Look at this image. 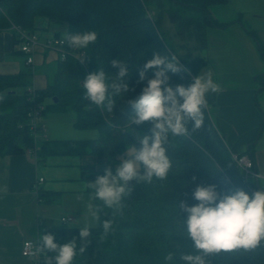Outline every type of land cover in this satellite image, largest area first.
Returning a JSON list of instances; mask_svg holds the SVG:
<instances>
[{
  "label": "trees",
  "instance_id": "trees-1",
  "mask_svg": "<svg viewBox=\"0 0 264 264\" xmlns=\"http://www.w3.org/2000/svg\"><path fill=\"white\" fill-rule=\"evenodd\" d=\"M145 0H0V31L10 30L17 42L18 36L12 26L26 32H33L36 16H43L51 22L62 23L68 33L95 31L97 40L86 49L73 50L64 37V48L69 53L65 60H58L51 79L42 90L32 88V71L25 69L14 75H0V156L23 154L34 148L33 137L27 126V114L36 104H43L44 98L52 100L54 112L72 111L74 127L93 128L98 137L86 140H39L35 159L39 162L49 155H75L91 158L101 157L106 167L118 164L126 154L128 143L137 148L141 139L151 135V123L128 125L131 110L127 99H134L146 86V80L139 82V70L153 54L160 52L171 55L157 28V20L144 4ZM162 6L161 0H154ZM178 6L196 9L197 19L185 18L175 9L168 13L179 28V33L192 29L199 46L206 45L208 27H223L227 24L212 17L209 6L225 4L226 0H168ZM260 54L264 56L262 48ZM118 59L129 66V93L124 102L117 98L112 112L94 105L88 106L82 87L83 79L90 73L103 68L110 77L118 72L111 61ZM181 71L170 73V84L188 87L192 78L203 67V60L191 56L178 58ZM153 76L149 70L147 77ZM22 88L19 93L17 89ZM56 102H53V99ZM45 114V107L43 115ZM204 123L196 131L189 124V135L171 137L167 154L172 161V169L166 180L154 179L152 183L133 182V191L122 201L123 207L113 212L102 202L93 203L99 210L100 221L91 228L86 251L78 254L73 264H92L97 257L102 264H184L183 254H195L193 242L186 237V231L179 217L177 203L186 201L189 206L198 203L193 192L198 184L216 185L221 194H231L251 189L260 190L257 178L244 180L242 170L232 159V154L248 155L253 162V142L242 153L227 148L215 130L209 113L204 109ZM128 131H125V130ZM254 168V164H253ZM115 174V167L112 168ZM81 177L85 183L93 182L105 170H97L94 165L82 166ZM90 194L93 190L87 189ZM182 219L187 214L180 210ZM112 220L114 231L101 242L102 221ZM78 227L66 224L45 228L38 234L51 233L59 245L73 237H78ZM78 239V238H77ZM79 244V239H78ZM173 253L172 261H166L168 253ZM47 260L54 253H39ZM211 264H264V246L249 252L237 251L209 257Z\"/></svg>",
  "mask_w": 264,
  "mask_h": 264
},
{
  "label": "crops",
  "instance_id": "crops-1",
  "mask_svg": "<svg viewBox=\"0 0 264 264\" xmlns=\"http://www.w3.org/2000/svg\"><path fill=\"white\" fill-rule=\"evenodd\" d=\"M209 11L218 22L227 25L208 27L206 45L202 47L196 42L192 49L198 50L189 52L188 56L202 59L203 67L197 74L210 69L221 87L219 92L207 95L206 109L227 148L242 153L254 141L253 171L257 174L259 189L264 188V96H261L264 92L260 93L264 90V56L259 50L262 48L264 52V17L257 16L263 27L250 29L234 17L235 12L221 16ZM37 17L43 20L37 23ZM226 28L232 32L227 33ZM66 32L65 24L36 16L33 33L38 45L33 63L26 65L25 55L19 52L12 32L0 31V75H14L30 69L32 87L44 89L51 79L45 75L46 70L52 77L54 65L59 60L58 53L48 44L65 37ZM245 65L249 66L246 73L242 71ZM42 119L45 123L44 115ZM124 158H128L127 153L120 161ZM87 165H94L97 170L107 168L101 157L49 155L38 162L26 153L0 156V264H47L41 255L36 258L22 256L23 242L36 241L41 230L60 226L63 216L72 218L66 224L71 227L81 228L88 221L79 199L83 196L86 203L89 198L80 173V168ZM40 178L43 181L39 183ZM35 185L38 196L33 191ZM92 224L94 227L96 221ZM91 262L102 264L97 257Z\"/></svg>",
  "mask_w": 264,
  "mask_h": 264
},
{
  "label": "clouds",
  "instance_id": "clouds-1",
  "mask_svg": "<svg viewBox=\"0 0 264 264\" xmlns=\"http://www.w3.org/2000/svg\"><path fill=\"white\" fill-rule=\"evenodd\" d=\"M36 20L40 23L43 18L37 17ZM97 38L95 31L65 33L68 47L73 50L86 49ZM111 66L119 69L114 76L110 77L100 68L83 79L82 87L85 99L89 101L88 106L94 105L112 112L116 99L125 102L129 91L134 90L129 87V66L118 59L112 60ZM149 70L153 72L151 78L147 77ZM180 71L175 54L160 52L154 53L139 70L138 83L147 82L138 97L125 102L131 110L127 123L132 128L150 122L151 135L142 137L139 148L128 143V158L118 164H110L104 175L83 184L84 189L93 191L86 203L83 196L79 197L86 209L88 221L79 229L78 237H73L63 245L54 242L55 237L51 233L39 238L36 251L55 254L48 264H73L75 257L86 251L92 221H100L94 201H100L105 208L117 212L123 207L124 198L131 195L133 182L150 184L154 179L163 181L168 178L172 169L166 147L170 143V136L189 135V124L192 131L200 129L205 119L207 95L221 90L210 69L195 75L188 87H173L170 73ZM77 163L79 165L81 162ZM192 196L198 202L195 205L189 206L186 201L178 204L176 200L186 237L192 240V248L195 249V254H183L180 257L184 264H211L209 257L237 251L249 252L264 246V188L251 194L242 189L221 194L214 184H198ZM180 210L187 214L186 219L181 218ZM102 228L101 242L114 231L113 221L103 220ZM172 259L173 253L169 252L165 260Z\"/></svg>",
  "mask_w": 264,
  "mask_h": 264
},
{
  "label": "rangeland",
  "instance_id": "rangeland-1",
  "mask_svg": "<svg viewBox=\"0 0 264 264\" xmlns=\"http://www.w3.org/2000/svg\"><path fill=\"white\" fill-rule=\"evenodd\" d=\"M161 2L163 3L161 7L158 6L154 0H145L144 4L146 5L147 10L151 12L152 19L157 20L158 31L161 34L166 47L169 48L168 50L171 52V55L175 54L178 58L188 57L189 52L194 53L198 50L192 49V46H195L196 43L192 29H188L187 32L182 34L179 33L177 23L173 21L167 9H175V11L181 16L192 19H197L199 17V12L193 8L175 5V3H170L168 0H161ZM209 8L212 12L214 11V13L221 16L227 15V12H235L234 17L247 28L259 29L263 27V23H261V20L257 19V16L264 17V0H226L225 4L211 5ZM224 30H227V33L232 32L227 28ZM200 50L201 49H199V51ZM248 70L249 66L245 65L242 71L246 73ZM245 73L243 74L246 75ZM45 75L48 79L51 78V74L47 70ZM17 91L21 93L22 88L17 89ZM262 92H264V90L260 91V93ZM42 103L45 107V132L42 137L37 139L36 145L39 146V140L41 139L83 140L98 137L99 134L96 129H79L74 127L73 124L75 118L72 111H52L51 98H44ZM262 106L264 107V105Z\"/></svg>",
  "mask_w": 264,
  "mask_h": 264
},
{
  "label": "built area",
  "instance_id": "built-area-1",
  "mask_svg": "<svg viewBox=\"0 0 264 264\" xmlns=\"http://www.w3.org/2000/svg\"><path fill=\"white\" fill-rule=\"evenodd\" d=\"M11 29L16 32L18 36L17 47L19 52L25 55V63L26 65H30L33 63V54L35 49L38 45L37 43V36L33 32H26L18 27L12 26ZM53 46L55 51L58 53L59 60H65L66 56L69 54L67 50L64 48V37L58 38L49 42L48 46ZM28 93L30 95L33 94L34 88H28ZM33 96V95H32ZM43 111L44 106L43 104H36L27 114V126L31 132V136L33 137L34 141V148L27 149L24 153L28 156L33 155L35 157V151L37 150L36 141L39 137L43 136L45 132V124L43 122ZM232 159L235 161L237 167L242 170L244 180L248 178L254 177L257 178V174L253 171V162L249 158L248 155H238L233 153ZM42 178L38 180V182H42ZM38 188L33 186V191L35 196H38ZM257 191L256 189H251V193ZM72 218L70 216H63L60 218V222L62 224L70 223ZM37 241L33 240H26L23 242L21 247V254L24 257L36 258L39 255V252L36 251L37 249Z\"/></svg>",
  "mask_w": 264,
  "mask_h": 264
},
{
  "label": "water",
  "instance_id": "water-1",
  "mask_svg": "<svg viewBox=\"0 0 264 264\" xmlns=\"http://www.w3.org/2000/svg\"><path fill=\"white\" fill-rule=\"evenodd\" d=\"M53 102H56V99L55 98L53 99Z\"/></svg>",
  "mask_w": 264,
  "mask_h": 264
}]
</instances>
